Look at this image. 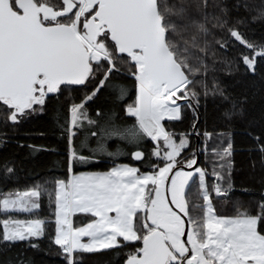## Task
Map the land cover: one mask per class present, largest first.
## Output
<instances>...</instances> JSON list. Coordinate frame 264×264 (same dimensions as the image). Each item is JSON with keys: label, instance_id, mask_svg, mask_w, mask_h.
Returning <instances> with one entry per match:
<instances>
[{"label": "snow or ice", "instance_id": "1", "mask_svg": "<svg viewBox=\"0 0 264 264\" xmlns=\"http://www.w3.org/2000/svg\"><path fill=\"white\" fill-rule=\"evenodd\" d=\"M254 24L264 0H0V124L51 112L68 145L63 178L0 192V245L38 248L47 236L65 264L101 250L123 264H264V198L256 213L231 201L232 133L201 123L209 103L230 124L251 88L264 92ZM250 135L264 164V134ZM0 167L16 175L11 161ZM44 197L51 217L18 218ZM77 213L87 222L74 225Z\"/></svg>", "mask_w": 264, "mask_h": 264}, {"label": "trees", "instance_id": "2", "mask_svg": "<svg viewBox=\"0 0 264 264\" xmlns=\"http://www.w3.org/2000/svg\"><path fill=\"white\" fill-rule=\"evenodd\" d=\"M251 39L264 40V26L254 24L249 31ZM239 49L233 50L230 55L235 57ZM218 65V75L226 77L227 74L220 70ZM131 85L132 81H126ZM259 85V79L249 80V84ZM67 95V94H66ZM98 104H104L101 98ZM124 114L121 113V116ZM220 112L215 105L209 103L207 106L206 118L201 117L202 126L206 119V127L209 131L219 132L221 130L231 131L235 152L233 155L234 171L233 183L235 188L230 193L232 202L239 201L241 205L251 212L259 211L258 203L264 198V164L262 155L256 148L255 135L264 134V92L257 91V88L250 89V101L246 116L237 117L230 124H225L220 118ZM3 119V117H0ZM168 124L167 121H165ZM189 121H185L187 124ZM185 124H169L177 132L185 131ZM0 166L7 161H11L16 169V175L7 180L3 178V170L0 167V192L13 189L23 190L34 184H44L51 182L55 178H63L67 173V140L61 135V129L57 125L51 112L46 114H34L32 118L13 127L9 124L5 127L0 124ZM43 146L39 150H33L30 146ZM204 161V156H200ZM118 163H138L131 157H122ZM111 161L106 160L98 168L87 166H77L76 171H96L106 170L111 167ZM143 170V169H142ZM50 186V184H49ZM247 189V191H244ZM215 195V194H213ZM220 206V210L226 214H232V204L227 201L214 200ZM20 219H32L35 217L49 218L52 216V208L49 207L47 197L43 198L41 208L33 214H16ZM74 224L87 222V216L77 214L73 217ZM54 218L46 224V234L54 235ZM76 225V224H75ZM2 229V225H0ZM40 246L32 248L26 242H16L10 250H5L0 245V264H13L14 260L24 259L28 264H65L60 248L45 237L39 240ZM124 253L127 249L122 250ZM17 253H20L18 256ZM81 264H123V259L117 257L111 250H104L93 253H82Z\"/></svg>", "mask_w": 264, "mask_h": 264}, {"label": "rangeland", "instance_id": "3", "mask_svg": "<svg viewBox=\"0 0 264 264\" xmlns=\"http://www.w3.org/2000/svg\"><path fill=\"white\" fill-rule=\"evenodd\" d=\"M36 211H37V210H36ZM19 214H28V213H19ZM77 214H81V213H77ZM77 214H76V215H77ZM82 215L87 216V214H82ZM75 224H76V225H79V224H80V221H79V220L76 221ZM75 224H74V225H75ZM54 233H55V225H54ZM57 246H58V245H57ZM58 247H59V246H58ZM101 251H104V250H101Z\"/></svg>", "mask_w": 264, "mask_h": 264}, {"label": "crops", "instance_id": "4", "mask_svg": "<svg viewBox=\"0 0 264 264\" xmlns=\"http://www.w3.org/2000/svg\"><path fill=\"white\" fill-rule=\"evenodd\" d=\"M133 159V158H132ZM134 160V159H133Z\"/></svg>", "mask_w": 264, "mask_h": 264}]
</instances>
